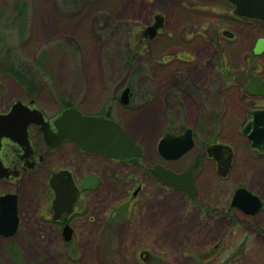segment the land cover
Wrapping results in <instances>:
<instances>
[{
	"label": "rangeland",
	"instance_id": "1",
	"mask_svg": "<svg viewBox=\"0 0 264 264\" xmlns=\"http://www.w3.org/2000/svg\"><path fill=\"white\" fill-rule=\"evenodd\" d=\"M231 12L223 0H0V114L16 101L50 117L64 106L108 114L143 151L141 166L81 160L77 176L94 172L99 186L83 198L69 246L43 222L47 171L20 183L21 227L14 239L0 238V264H264V209L253 217L228 211L239 186L264 201V157L238 134L253 102L237 94L247 78L264 79V53L251 52L264 29L236 25ZM155 16L165 18L162 36L144 38ZM223 32L235 43L225 47ZM124 88L127 106L118 102ZM186 129L196 146L234 150L224 179L204 161L196 203L146 176L159 162L157 140ZM32 140L41 147L33 131ZM197 151L164 164L178 171Z\"/></svg>",
	"mask_w": 264,
	"mask_h": 264
},
{
	"label": "water",
	"instance_id": "2",
	"mask_svg": "<svg viewBox=\"0 0 264 264\" xmlns=\"http://www.w3.org/2000/svg\"><path fill=\"white\" fill-rule=\"evenodd\" d=\"M232 7V15L247 20H255L264 24V0H225ZM163 26V17L155 16L151 26L143 31V37L151 39ZM264 51V40L258 39L253 48V55L258 56ZM255 80L251 83L254 84ZM264 97V83L255 92ZM128 89H125L120 97V103L126 105ZM252 116L249 123L241 133L247 136L250 147L264 153V110H254L249 113ZM29 126H37L43 136L45 144L49 148H55L64 141L75 143L81 150L88 153H96L108 158H131L134 162L141 155L140 148L127 135L122 127L104 116H86L76 108H66L58 113L51 121L45 119L44 113L35 107L32 102L24 104L14 102L6 113L0 114V147L1 140L8 139L22 149L23 156H32V148L28 140L27 129ZM54 131H53V130ZM191 133L187 130L181 136L166 135L157 146L160 156L165 160L178 159L191 149ZM34 160V157H31ZM38 160L31 163L34 167ZM228 169V160L219 167L220 176H225ZM14 175L9 167L0 162V178ZM156 180L164 186L185 192L191 199L195 196V188L191 173L174 174L161 166L154 169ZM57 178V176H56ZM52 182V181H51ZM94 177H87L81 183L83 190L95 185ZM55 203L60 196L57 188ZM263 207V202L245 188H237L230 200L229 208L236 209L244 216L253 217ZM18 225L17 195L6 194L0 196V236L9 237L15 233Z\"/></svg>",
	"mask_w": 264,
	"mask_h": 264
},
{
	"label": "flooded vegetation",
	"instance_id": "3",
	"mask_svg": "<svg viewBox=\"0 0 264 264\" xmlns=\"http://www.w3.org/2000/svg\"><path fill=\"white\" fill-rule=\"evenodd\" d=\"M223 1L225 3H227L225 0H223ZM233 21L236 25H241L243 28H245V27L250 28V30H252V31L257 30L259 25L262 26L264 29V24L259 22V21L241 19V18H237L235 16H233ZM164 26H165V18L163 21V27L157 31V33L155 35L156 37L162 36L161 32L163 31ZM221 36L224 40L225 47L230 46L233 42L235 43V36L233 34H231L229 32H223V33H221ZM258 39H263V38H258ZM257 40L255 41L253 48H255ZM253 48L251 50L252 54H253ZM263 53H264V51L261 54H263ZM181 56H184V55L181 54ZM180 58H182V57H180ZM159 66H161V68L166 67L165 64H160ZM254 80H255L254 84L251 83ZM263 83H264V79L260 76L259 73H257L255 75L247 78V80L244 84V87H243V91L241 93L237 91V94H241L240 95L241 96L240 102L242 104L248 103L247 100H252V102H253L252 105L249 107V109L246 110L244 113L243 124H242L241 128L238 130V134L241 137V139L245 142L246 149L248 148V150L253 155H255L256 157H260V158L264 157V153H261L259 151L252 149L250 147V143L247 139V136L242 134L241 131L251 120L252 116L251 115L249 116V113L251 111L264 110V97L255 94V92H257L260 89V86ZM225 86H226V84L223 81L221 90H223V89L226 90ZM234 88H236V85L232 86L231 89H234ZM125 89H127V88H124V90ZM221 90L219 91V94L221 93ZM129 93H130V90L128 88L127 101L129 99ZM118 102L120 103V98H119ZM258 102H259V104H257ZM128 104H129V102L125 106H127ZM72 107L76 108L78 111H80V109H78L77 107H74V106H67L65 108L63 107L62 110L66 109V108H72ZM80 112L86 116H104V117H107L109 119L111 118L108 114L87 115V114H84L82 111H80ZM56 115L50 117V116H46L44 114L45 119L47 121H49L50 123L55 118ZM32 131L36 132V134L39 135V139H40V143H41L40 148L37 147L33 143ZM186 131H187V129L182 130L181 133H165L164 135H162L157 140V142L155 144V153H156L157 158L159 159V162H157L156 164L153 165L152 170L148 171V173H146V176H150L149 178H151L154 181V183L160 185L164 190L173 189L175 191H179V192L183 193V195H185L188 198L190 203H196L197 198L200 195L198 188H197V175L200 172V168H202L204 161H207V162L211 161L213 163V166L215 168L216 173L218 174V176H220L219 171H218L219 167L222 168L223 163H225L228 160L227 173L223 177L220 176L224 179L229 175L231 169L233 168V162H234L233 161V156H234L233 152H234V150L231 147H229L228 145L220 144V143H210L207 141H205L202 145L196 146L195 139H194V132L192 130L191 131L189 130L191 133V141H192L191 149L188 152H186L185 154H183L181 157H179L178 159H173V160L163 159L157 150V146H158L159 141L162 138H164L166 135L181 136ZM27 132H28V140L30 142V145L32 148V153H33L31 157H34V160L36 159L38 161L36 162L34 167L30 168L31 163H33L34 160H32V158L30 156H29V158H28V156L22 157L23 153H22V149L20 148L19 145L9 141L8 139H2L1 140V147H0V162H2V164L5 165L6 167H9V169H11V172L12 173L14 172V175L11 174V175H9V177L0 178V196L6 195V194L17 195V188L19 187L20 183L21 184L24 183L25 180H26V182H28L29 177L34 175L38 171L39 168H43L45 171H47L44 194L46 195V200L48 202V209H49L48 216L44 217L43 222L48 227H51V226L55 227V230L57 231V233H59V239L62 240L63 244L69 246L74 242L73 225H74L75 221H77L78 218L81 216L82 211H83V213L86 211V208L84 209L83 205H82L83 198L85 199L86 196H91L92 194H96L98 186H99V178L94 172H87L84 175L82 174L81 176H77L78 175V173H77L78 167H79L81 160L82 159L83 160L84 159L94 160L92 158H102L106 161L117 162V163L123 164L125 166H129V165L141 166V164H142L141 158H142V154H143L142 148L137 145L141 150V155L136 159V161L132 162L131 158L113 159V158L105 157V156L100 155V154L85 152V151L81 150L75 143H73L71 141H64L59 146L51 149L45 144L43 136H42V134H41V132L37 126H29L27 129ZM196 148L198 151L194 155V158L191 159V161L193 163L191 162V164L188 165L187 167L182 168L178 171H175L171 167L165 165V164H172V163L177 164L180 160L184 159L186 156H192L193 151ZM60 159L64 160L66 165H60L57 168H51V166L49 165L50 162L54 161V160H60ZM156 166H161L164 169L173 172L174 174H182L186 171H189L191 173L192 181H193L194 188H195L194 198L191 199L185 192H183L181 190H177V189H174L171 187H167V186H164L163 184L159 183L156 180V177L154 175V169ZM56 176H57V178H56ZM89 176L94 177L96 179V183L93 187L83 190L81 188V183L85 180V178H87ZM143 180H144V175H143ZM52 186L57 188V190L59 192L60 200L57 203H55L56 192L52 188ZM240 187L241 186H239L237 188H240ZM140 190H141V186L140 185L136 186V188L132 192V196L136 197V195L140 192ZM253 195H255V194H253ZM255 196H257V195H255ZM259 199L263 202V207L261 209V211H262L264 209V201L261 198H259ZM232 210H236V209H230L228 206V211H232ZM17 217H18V225H17L15 233L9 237H1L0 236V238H3V239H12L13 238L14 239L18 233V229L21 227V218H20V213H19V208H18V195H17Z\"/></svg>",
	"mask_w": 264,
	"mask_h": 264
},
{
	"label": "trees",
	"instance_id": "4",
	"mask_svg": "<svg viewBox=\"0 0 264 264\" xmlns=\"http://www.w3.org/2000/svg\"><path fill=\"white\" fill-rule=\"evenodd\" d=\"M67 107V106H64V108Z\"/></svg>",
	"mask_w": 264,
	"mask_h": 264
}]
</instances>
